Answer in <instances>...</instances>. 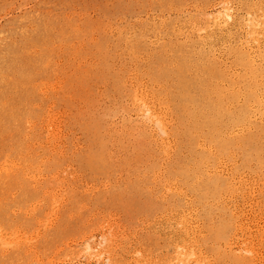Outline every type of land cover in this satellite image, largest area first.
I'll return each mask as SVG.
<instances>
[{"label": "rangeland", "instance_id": "rangeland-1", "mask_svg": "<svg viewBox=\"0 0 264 264\" xmlns=\"http://www.w3.org/2000/svg\"><path fill=\"white\" fill-rule=\"evenodd\" d=\"M219 1L0 0V108L6 104V111L0 112L1 132L25 153L54 158L47 171L45 166L37 170L41 159H36L32 179L10 188L4 197L2 220L10 227L7 233L19 236L20 243L0 248V264H95V258L93 262L83 252V242L91 238L96 243L106 232L114 235L111 247L121 264H179L174 234L182 229L176 222L180 209L189 218L192 237L211 223L220 224L221 213L233 221L223 208L240 216L237 224L243 228L237 230L233 221L229 241L216 240L215 249L214 239L204 247L214 263L219 253L233 261L229 249L225 252L227 244L237 252L244 242L255 241L256 230L264 228V209L261 213L256 207L257 186L216 197L221 205L210 202L206 210L190 205L192 199H203L202 186L189 176L199 175L202 159L193 120L207 108L204 99L214 97L217 89L206 67L214 66L220 77L226 66L235 67V44H254L240 33L243 29L227 37L208 36L218 32L212 21L197 32L203 20L195 26L190 19L202 17L201 12L216 16L223 9L215 6ZM230 1L235 10L244 4ZM198 34L212 40L202 45ZM210 55L216 61H209ZM49 83L64 88L44 93ZM135 96H148L170 123L169 138L162 137L166 144L158 135L155 142L133 133L141 119ZM33 105L41 106L42 116L50 106L64 114L63 154L39 149L46 138L28 123ZM236 166L237 156L233 161L222 158L207 169L228 176ZM251 171L244 168L239 174L247 177ZM181 191L184 201L177 195ZM258 252L251 264H264V248Z\"/></svg>", "mask_w": 264, "mask_h": 264}, {"label": "bare ground", "instance_id": "bare-ground-1", "mask_svg": "<svg viewBox=\"0 0 264 264\" xmlns=\"http://www.w3.org/2000/svg\"><path fill=\"white\" fill-rule=\"evenodd\" d=\"M231 3H234V1L231 2L230 0H220L215 6L222 7L223 9L221 11H218L216 16H213L212 14H208L207 12L206 13L201 12V16H202L200 17L201 19L200 18L196 20L190 19L191 23L195 24V26L197 25L198 20L201 21L203 20L202 24L203 23L204 24L201 25L199 29H197V32L203 31L208 27L207 24L213 22L214 24L218 25V32L214 30L210 32L208 36L214 37L215 35H219L222 37H227L230 36L234 30L236 31V33H239L243 29V31L240 33H245L247 39H251L252 43H254L253 45H251L246 40V42L242 45L237 46L235 44V46H233L234 48H231V51H233V64L235 67L232 68L231 66L230 67L226 66L225 69L221 70L220 77H217L214 70V66H212L210 69L206 67L210 75L214 74V80H215L214 84L217 87V89L214 92V97H211L210 99L207 96L204 99V102L207 104L206 105L207 108L206 109L201 108L199 111L200 114L199 118L193 120V131L197 133L199 136V143L197 144L196 149L199 152H201L202 159L199 161V167L197 168V170L199 171V175L189 174V176L194 177L198 188L200 187V185L202 186L203 199L199 202H197L196 199H192L190 201V205L195 206V210L198 209L197 205L203 206V208L206 210L207 209L206 204L209 205L210 202L211 204L214 203L221 205L218 199H214L216 197H220L221 199H223L224 196L231 197L237 194L242 189L245 190L248 189L243 187L249 186V188L252 189L253 187L257 186V192H258L257 197L259 196V201L257 202L256 207L262 213L264 209V110H263L264 109V99H263L264 97V92H263L264 91V76H263L264 0H244V4L241 5L240 9L238 10H235L233 7H230V6H235L234 5L235 3L234 4ZM8 14L9 13H7V15ZM87 14L89 13L87 12ZM189 38L193 39L192 36ZM209 40L212 39L207 37L201 39V37L198 34V41L200 44L201 42L203 43V41L208 42ZM202 45H204V43ZM209 61H216L214 55H210ZM40 77L42 80V76ZM65 86H68V83H65ZM45 88L46 90L44 91V93L48 92L49 90L56 92L58 88L61 89L64 88V84L58 85L57 83H49L47 87L45 86ZM71 88L73 89L72 84H71ZM148 98H149L148 96H139V97L135 96L136 105L141 112L140 113L141 119L140 122L135 124V126L133 127V133H138L139 135H146L151 139V141H155V142L158 141L156 135H158V138L159 137L161 138L160 140L163 139L162 138L163 136H167L169 138L170 135L168 132L170 128L168 126L170 125V123L166 122L167 119L166 117L162 116L161 110L159 111L156 106L154 107L153 105H151V102L149 101ZM39 106L40 105L38 106L33 105L34 108L33 113L29 121L27 120L30 125V128L33 131H37V133H40V135L42 134L45 135L46 140L44 141V143H41L39 145V149L45 150L47 153L49 152L48 154L51 155H54L55 153H62L60 148H61V142L64 136V128H65V123L63 120L64 114L57 112L54 109L55 106H50L47 114L45 116L44 115L42 116L39 114V110L41 108V106L40 107ZM1 111H6L5 103L1 106L0 112ZM166 111L168 112V109ZM170 112L172 111L170 110ZM171 115L172 117L175 118L178 117V119L175 120L180 121V116H178L179 114L177 113L174 114L172 112ZM2 128H3V121L1 120V114H0V207L4 206L5 203L4 197L9 193L10 188L18 185L19 183L21 185L25 183L26 180L32 179L30 175L33 174L32 173L34 166L33 163L36 159H41V161H38L41 163V165L38 166L37 170H40L41 169L40 167L45 166V171H47L49 165L54 162L53 157L42 158L39 156V154H35L36 155L35 157L33 156L32 153L30 154L25 153L22 150V148L18 147V145H10L9 144L10 141L1 132ZM192 139L194 141L193 136ZM162 143L166 144V141L163 139ZM35 144L36 143H34L33 145ZM235 156H237V166L235 167L233 172L228 176L222 173L221 174L213 173L212 171L208 172L207 168L210 165L216 164V162L221 160L222 158H226L229 161H233ZM244 168L254 169V172L251 171V174L245 177L243 173L239 174L240 173L239 171ZM188 171L189 169L187 170V172ZM205 172L206 175L204 174ZM43 176L40 178V180L43 178ZM33 179L35 180L34 175H33ZM35 181L37 183V180ZM177 195L180 198L182 197L181 201H184L185 198L183 197H185V195L184 193H182V191L181 193H177ZM60 202L61 203L59 204H61V207L63 208V206L67 202V199L64 197ZM58 206L60 207V205ZM223 207H227V203ZM58 210L59 209L55 211ZM223 210L225 211V213L228 212L230 213V216L234 221V226H236L237 230L243 228L242 224H237L238 222L237 220L241 218L240 216L237 215L236 212H232L230 208L229 209L223 208ZM52 211L54 212V209ZM220 215H222L223 217L220 224L211 223L212 225L211 228L207 230L206 229L203 230L199 236L192 237L191 224L189 223V218L187 214L183 212V210L181 209L177 212L176 222L177 224L182 226V229L176 232V234H174L175 244L177 248L180 250L179 264H251L256 260L259 253L258 250L264 248V228L262 227L256 230L257 235L255 241L249 240L244 242L243 246L238 248L237 252L233 250L232 246L226 243L227 245L225 248V252L226 249H229V254L233 256L232 262L228 260L229 258L226 256L227 254L225 252L224 253L226 255H223V253H219L216 256V258H214L217 259L216 263H214L207 256L206 252L204 251V247L206 245L211 244L215 239L212 248L216 249V243L218 239L229 241V238L231 236L230 227L233 221L228 222L225 214L221 213ZM218 218L221 219L220 216ZM201 224L202 223H200V225ZM108 227L110 226L107 225V228ZM9 229L10 227L6 225L2 220V212L0 209V248L1 249H6L8 245L14 247L19 245L20 243V239L18 238L19 236H10L11 233H7V230ZM39 231L41 230H38L37 233ZM103 233L105 232L103 231ZM106 233L108 234V232ZM107 234L106 235L102 234V236L100 235L101 239L100 241L97 240L98 242L96 243H94L91 240V238L86 239L85 242H83L84 244L82 250L83 252H85V254L91 256L90 259L95 258L94 259L95 264H121V262L118 261L119 257L116 255L115 251L113 250V247H111L114 241L113 238L114 235L112 234L109 236ZM9 238L13 240L11 241L10 239L9 241L8 240ZM28 238H26V243L28 241ZM34 239L37 238L35 237ZM9 247L8 249H10ZM138 252H142V250H139ZM138 252L136 251V253ZM83 256L85 255L83 254ZM137 257L139 256H136V258ZM89 261L90 260L88 258V263ZM66 264L69 263L67 262Z\"/></svg>", "mask_w": 264, "mask_h": 264}]
</instances>
